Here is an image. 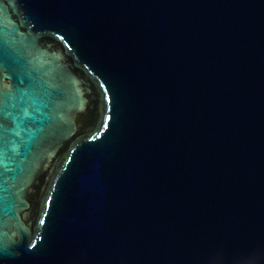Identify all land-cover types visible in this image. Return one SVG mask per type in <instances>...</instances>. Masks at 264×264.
<instances>
[{
    "label": "water",
    "instance_id": "1",
    "mask_svg": "<svg viewBox=\"0 0 264 264\" xmlns=\"http://www.w3.org/2000/svg\"><path fill=\"white\" fill-rule=\"evenodd\" d=\"M0 264H264V0H0Z\"/></svg>",
    "mask_w": 264,
    "mask_h": 264
}]
</instances>
